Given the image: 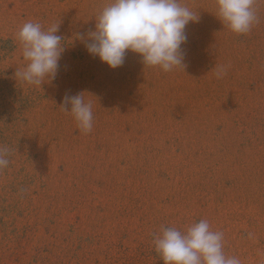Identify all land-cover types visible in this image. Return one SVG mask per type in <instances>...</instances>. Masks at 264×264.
<instances>
[{
	"label": "rangeland",
	"instance_id": "obj_1",
	"mask_svg": "<svg viewBox=\"0 0 264 264\" xmlns=\"http://www.w3.org/2000/svg\"><path fill=\"white\" fill-rule=\"evenodd\" d=\"M107 2L0 0V264H163L154 237L202 219L226 254L264 264V0L240 35L214 0H185L200 19L185 68L167 73L131 52L110 70L72 44ZM29 21L67 40L42 88L15 75ZM80 92L93 95L88 133L59 108Z\"/></svg>",
	"mask_w": 264,
	"mask_h": 264
},
{
	"label": "clouds",
	"instance_id": "obj_2",
	"mask_svg": "<svg viewBox=\"0 0 264 264\" xmlns=\"http://www.w3.org/2000/svg\"><path fill=\"white\" fill-rule=\"evenodd\" d=\"M216 14L233 34H244L256 21L255 0H214ZM200 13L185 0H108L94 18V29L73 35L72 44H83L87 54L110 70L120 68L126 53L141 58L143 69L158 68L167 73L185 68L186 28L198 23ZM59 26L44 29L38 22H25L17 33L26 66L15 73L28 85L51 83L58 73L67 41L58 35ZM70 40V39H69ZM226 69L216 70L222 78ZM88 92L66 93L59 106L75 121L79 130L88 133L93 127V105L85 99ZM6 148H0V169L9 164ZM224 235L215 231L206 219L183 230L162 228L154 237L155 251L163 264H241L238 256L224 250Z\"/></svg>",
	"mask_w": 264,
	"mask_h": 264
}]
</instances>
